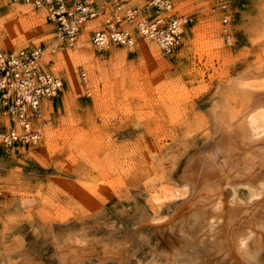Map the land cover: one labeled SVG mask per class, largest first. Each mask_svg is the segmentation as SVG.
<instances>
[{
    "label": "rangeland",
    "instance_id": "1",
    "mask_svg": "<svg viewBox=\"0 0 264 264\" xmlns=\"http://www.w3.org/2000/svg\"><path fill=\"white\" fill-rule=\"evenodd\" d=\"M174 4L178 12L189 14L192 20L185 28L179 51L168 56L162 54L155 40L139 35L132 48L115 45L96 51L89 36L92 29L101 27L100 18L84 24L72 47L55 50L53 26L45 8L19 1L4 3L0 8L2 17L8 8L27 7L44 22L19 30L18 25L24 22L15 15L8 19L11 25L7 30L0 21V49L42 46L47 68L64 84L56 101L48 103L37 119L42 131L39 144L21 146L0 158V264H62L58 250L66 242L98 237L101 243H107L108 237L112 236L108 242L115 237L117 241L128 233L130 245L124 263L113 258L101 262L94 256L82 263L219 261L211 238L207 240L203 234L209 228L196 232L191 215L182 218L184 227L181 217L173 224L166 222L190 192L181 179L186 158L198 150H211L209 144L218 125L214 104L220 102V87L242 76L264 53V0H230L227 21L212 10L211 0H174ZM197 32L202 39L189 45ZM82 38L89 43L92 62L98 64L94 79L86 63L56 59L59 54L74 52ZM145 42L156 44L159 58L139 52ZM118 51H125V56L113 58ZM62 60L73 65L78 87L68 105L64 102L68 82ZM237 194L252 197L243 188ZM140 212L148 216L143 224L146 226L140 224ZM171 224H176L178 231ZM199 234L203 239L196 238ZM187 242L197 244L189 247ZM252 251L250 264L264 262L262 248ZM225 257L217 264H228Z\"/></svg>",
    "mask_w": 264,
    "mask_h": 264
},
{
    "label": "bare ground",
    "instance_id": "2",
    "mask_svg": "<svg viewBox=\"0 0 264 264\" xmlns=\"http://www.w3.org/2000/svg\"><path fill=\"white\" fill-rule=\"evenodd\" d=\"M15 15L20 16V19L24 22H22V26L18 25L19 30H24V28L29 27L28 25L31 23L41 24L43 21L42 17L34 13L30 8L11 7L6 9L4 15L0 17V21L7 30L11 25V23L9 25L7 22L8 19ZM90 22H87L86 24H90ZM255 28L256 27H254V29ZM252 33L253 32L250 34L253 36ZM202 37L203 36L199 32L195 33L193 38L190 40L189 45L192 43H198ZM211 41L213 42L214 40L212 39ZM200 47L199 50L202 49V47ZM138 50L139 52L145 51L147 54L159 58L158 48L153 42L141 43ZM125 54V51H118L113 54V58L124 57ZM56 57V59H66L71 61L77 59L78 61L86 63V67L92 73L93 79L96 71H98V64L92 62L93 56L89 51V43L83 38L79 40L77 48L74 52L59 54ZM66 60H62V63L65 64L66 67L64 74L68 82V85H66L67 90L64 96V102L68 105L73 93L76 92L78 87H76L73 65L69 64ZM255 63L257 64L251 65L242 76L233 78L221 87L219 86L220 102L214 104L215 112L218 116V125L216 133L209 144L211 150L207 153H202L198 150L186 158L181 172V179L184 186L190 189V192L187 195V198L178 204L176 209L174 208L175 211L173 216H171L166 222L170 225L169 223L174 222L175 218L177 220L180 219L177 217H181V220H184L186 217L188 218L191 215L190 220L192 219V224L196 228V232H200L197 230L205 227L209 228L204 231L203 234L207 240L211 238V246L214 247L215 252L217 253L215 259L217 261H221L224 256H226L225 260L229 261L228 264H250L252 261H250V263L248 261L254 252L252 250H254V248H262V250H264V53L257 58ZM94 86L96 85L94 84ZM104 104H107V102ZM71 108L73 109V107ZM69 112H71V110ZM109 112H111V110ZM241 188L250 191L252 193V197L247 199L239 197L237 191ZM161 213L162 212H160V214ZM145 214L141 213V216H139V221L142 225L148 221V216ZM183 217L185 218L182 219ZM184 222L185 220L182 222L183 226L181 224L182 227H184ZM164 223L165 222H163V224ZM176 224L175 226L173 225L175 228ZM154 225H156L157 228L159 227L157 224ZM160 225L162 224L160 223ZM143 226H146V224ZM181 226H179V229ZM149 227H152V225ZM176 230L178 231V228H176ZM172 231H169V233L172 234ZM179 231L184 230L181 229ZM125 232L127 233L126 230ZM196 232L195 234H197ZM183 234H185V232ZM126 235L124 237L122 235L123 238H119L117 241L115 237V241L113 240L111 242L108 241L112 239V236L108 237V235L107 237L110 239L107 243H101V240H98V237L97 239L92 238L87 242H66L61 250H58L62 264H81L84 259H87V257L89 258L90 256H94L95 258L97 257L100 260L103 259L104 261L107 258H111V260L113 258L123 261L128 247L127 244L130 243L127 239L129 237V233L127 238ZM141 235L142 234H140V236ZM173 235L177 236L174 233ZM200 236L202 238V235L200 234L197 237H194L198 238ZM189 238H191V235ZM104 239L106 240L107 238ZM177 241H179V239ZM194 242L193 244H191L192 241L191 243L187 242L189 244L188 246L190 247V244H197H194ZM202 242L206 241L202 240ZM178 244L180 245V243ZM199 244L201 246L205 245L201 243ZM208 246L210 247V244ZM179 247H181V245ZM127 259H132V257ZM103 260L101 262H103ZM256 260L257 259L253 261ZM108 261L110 262V259ZM198 261H201V259ZM204 261L206 264L207 261ZM210 261L209 263L211 264L214 260L212 259V261ZM219 261L216 262V264L223 262ZM101 262L96 264H100ZM256 263L257 262L254 264Z\"/></svg>",
    "mask_w": 264,
    "mask_h": 264
},
{
    "label": "built area",
    "instance_id": "3",
    "mask_svg": "<svg viewBox=\"0 0 264 264\" xmlns=\"http://www.w3.org/2000/svg\"><path fill=\"white\" fill-rule=\"evenodd\" d=\"M15 1L45 8L56 49L72 47L84 24L100 18L101 27L92 29L89 36L96 51L115 45L132 48L139 35L155 40L163 55H174L192 20L175 9L174 0H110V4L107 0H0V8ZM211 1L212 10L227 21L230 0ZM47 65L42 46L0 49V156L39 144L42 131L37 119L64 88ZM81 76L85 82V74Z\"/></svg>",
    "mask_w": 264,
    "mask_h": 264
},
{
    "label": "crops",
    "instance_id": "4",
    "mask_svg": "<svg viewBox=\"0 0 264 264\" xmlns=\"http://www.w3.org/2000/svg\"><path fill=\"white\" fill-rule=\"evenodd\" d=\"M4 155H6V154H2L1 156H0V158H3L4 157ZM8 156V155H7Z\"/></svg>",
    "mask_w": 264,
    "mask_h": 264
}]
</instances>
